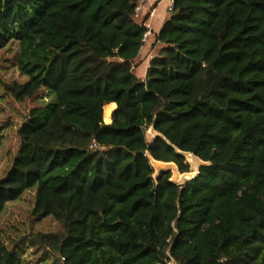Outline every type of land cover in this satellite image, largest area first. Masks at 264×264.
<instances>
[{"label":"trees","instance_id":"16d2710c","mask_svg":"<svg viewBox=\"0 0 264 264\" xmlns=\"http://www.w3.org/2000/svg\"><path fill=\"white\" fill-rule=\"evenodd\" d=\"M138 2L0 0V52L16 43L27 78L6 91L47 99L18 129L0 214L36 189L62 264H264V0H174L145 41ZM167 142L210 163L182 189L152 177L147 155L188 171ZM0 264H22L1 238Z\"/></svg>","mask_w":264,"mask_h":264},{"label":"rangeland","instance_id":"374dc122","mask_svg":"<svg viewBox=\"0 0 264 264\" xmlns=\"http://www.w3.org/2000/svg\"><path fill=\"white\" fill-rule=\"evenodd\" d=\"M138 6L141 7L139 2ZM152 8L150 6L147 10L152 11ZM143 16L144 12L140 9L137 11L135 19L141 22ZM162 46V44H159L157 47H154L147 54L146 60L158 55ZM16 55V43H11L5 50L0 52V129L2 132L0 178L10 168L19 149L20 138L18 129L27 119L28 113L32 108L42 106L47 101L45 93L42 92L36 98L22 103L16 102L9 96L5 85L27 81V78L21 75L16 67ZM111 61L119 62L116 59ZM155 135L151 129L146 132L148 140ZM184 163L187 164L185 158ZM35 195L36 189L28 190L18 200L5 205L4 210L0 214V238L8 249L17 253L22 264H62V259L51 253L48 247L39 244L38 235L63 233L64 226L61 222L50 216L37 219L32 214Z\"/></svg>","mask_w":264,"mask_h":264},{"label":"water","instance_id":"95a60500","mask_svg":"<svg viewBox=\"0 0 264 264\" xmlns=\"http://www.w3.org/2000/svg\"><path fill=\"white\" fill-rule=\"evenodd\" d=\"M152 132L153 129L151 128ZM155 136H160L156 134ZM168 145H170L167 142ZM174 148L175 153L186 159L188 165V171L180 172L178 166L174 162H164L155 160L152 156L147 155L150 166L152 167L154 173L152 175L154 180H157L162 172L170 173L169 181L173 183L178 188H184L187 183L193 182L199 175V170L201 167L209 166L210 163L201 160L199 157L195 156L193 153L185 152L177 149L176 147L170 145Z\"/></svg>","mask_w":264,"mask_h":264},{"label":"crops","instance_id":"0c3cea01","mask_svg":"<svg viewBox=\"0 0 264 264\" xmlns=\"http://www.w3.org/2000/svg\"><path fill=\"white\" fill-rule=\"evenodd\" d=\"M150 6H152L153 8H152V11H149L150 16H149V19L147 20V23L145 24L148 30L150 31V34L148 35L147 39L150 37H153V35L156 34V32L160 29L164 20L168 18L169 16L168 10L171 7L169 5L168 0H148L147 3L141 6V9L146 10ZM159 44L160 43H156L153 46V48L157 47ZM152 49L148 51V54L151 52ZM148 61L149 60L145 61L146 67L148 66ZM115 109H116V105H115Z\"/></svg>","mask_w":264,"mask_h":264},{"label":"built area","instance_id":"2783aa9c","mask_svg":"<svg viewBox=\"0 0 264 264\" xmlns=\"http://www.w3.org/2000/svg\"><path fill=\"white\" fill-rule=\"evenodd\" d=\"M169 1V5L170 6H172V4H173V2H174V0H168ZM148 2V0H139V3H140V6H142L143 4H145V3H147ZM141 9V7H137V9H136V12L137 11H139ZM149 33H150V31H148L145 35H144V41L146 40V38H147V36L149 35ZM166 264H175L174 262H173V260L171 259L169 262H167Z\"/></svg>","mask_w":264,"mask_h":264}]
</instances>
